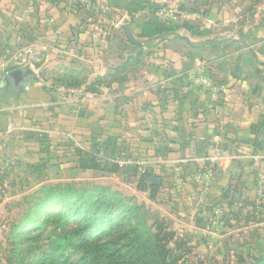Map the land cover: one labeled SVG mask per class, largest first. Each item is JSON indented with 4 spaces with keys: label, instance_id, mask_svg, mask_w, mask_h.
I'll return each instance as SVG.
<instances>
[{
    "label": "crops",
    "instance_id": "obj_1",
    "mask_svg": "<svg viewBox=\"0 0 264 264\" xmlns=\"http://www.w3.org/2000/svg\"><path fill=\"white\" fill-rule=\"evenodd\" d=\"M175 1L174 20L199 0ZM108 2L0 0V179H8L0 182V208L32 191L19 184L33 171L49 170L52 182L64 171L92 175L80 166L76 145L61 142L78 132L82 149L98 141L100 160L118 162L119 170L146 157L153 167L147 184L161 179L158 195L184 225L204 224L218 205L245 217L241 212L257 203L264 213L257 189L264 171V41L200 37L184 28L182 36L148 40L140 33L150 7L174 11V0H149L134 14L116 13ZM17 64L38 79L14 92L6 73ZM200 70L223 82L219 101L191 85L189 75ZM74 74L83 88L98 80L108 85L81 99L54 87ZM35 107L36 114L28 111Z\"/></svg>",
    "mask_w": 264,
    "mask_h": 264
},
{
    "label": "rangeland",
    "instance_id": "obj_2",
    "mask_svg": "<svg viewBox=\"0 0 264 264\" xmlns=\"http://www.w3.org/2000/svg\"><path fill=\"white\" fill-rule=\"evenodd\" d=\"M177 2L174 0L172 4L175 13V10L179 11ZM199 4L201 11L191 13L194 6L189 7L188 16L180 15L181 17L176 18L177 22L182 23L184 19H190L211 24L213 33L209 36L210 38L226 36L239 40L242 33L254 41H264V0H200ZM210 13L214 15V18L210 17ZM260 28L263 29V32L259 31ZM253 29L258 30L257 36L252 34ZM18 66L20 64L9 65L8 69L11 70ZM39 110L37 107L32 110L28 109L33 114ZM60 138L61 142L66 145L70 140L72 144L76 145L74 151L78 150L77 154L81 153V149L79 150L83 140L81 134L75 132L73 137L66 134L61 135ZM122 164V170L114 173L94 169L92 175L75 174L73 178H70V175L67 176L64 171L57 182L51 181L49 170H47V174L42 175L38 171H33L31 179L28 180L29 183L21 182L19 184L21 189L28 185L32 191L30 193L21 192L17 199L0 208V264H66L62 261H53V257L45 259L40 256V253H45L50 249V232L39 233V235L38 232L41 230L36 229L35 233L30 232L19 236L18 228L23 221L24 213L29 209L31 200L43 186L50 185H59L60 190L69 186L68 189L72 191L88 192V194L97 188H105V192L102 191L104 196L115 197L117 200L121 198L126 204L125 209H134L137 218L146 221L145 226L166 221L167 232H175L174 238L167 243L170 248V264H255L257 258H259L258 262L264 258V213L261 210L259 212L257 203L252 212L246 215L245 212H241L245 217H239V214H236L239 211L237 209L229 213L225 207L218 205L215 206L211 218L204 224L184 225L165 206L162 196L157 195L155 199H151V191L147 188H140L139 175L133 166L126 167L124 162ZM127 168H130L131 171ZM45 175L49 179L41 178L39 181V176L44 177ZM42 179L45 180L41 183ZM258 180L257 189L260 194H264V171L258 174ZM1 181L5 183L8 179H0ZM0 191L5 193L2 189ZM113 192L117 194H113ZM236 192L239 191L235 188L234 193ZM40 195L44 197L46 192L43 191ZM130 220H136V217L131 214L121 216L118 223L122 222L123 224L117 226L114 231L106 233V240L109 238L116 240L114 247L107 252L125 251L128 241L127 222ZM76 224L77 222H74L73 225ZM154 228L153 231L156 232ZM32 235L36 238L41 237V240L38 241L41 251L37 253L34 252L35 250L29 252L28 246H32V240L29 243H22V239ZM30 243L31 245H29ZM22 254L25 256L24 259H21Z\"/></svg>",
    "mask_w": 264,
    "mask_h": 264
},
{
    "label": "trees",
    "instance_id": "obj_3",
    "mask_svg": "<svg viewBox=\"0 0 264 264\" xmlns=\"http://www.w3.org/2000/svg\"><path fill=\"white\" fill-rule=\"evenodd\" d=\"M199 1L198 6L196 5L197 7L193 8L191 12L201 11ZM148 3L149 0H109L107 6L109 9H114L116 13L118 10H123L134 14L148 8ZM160 8L156 5L150 7L151 16L144 22L141 29L140 36L142 38L162 40L176 35L181 28H185L200 37H208L213 33L211 24L190 19H184L182 23H178L177 19H164L158 16ZM15 68H11V70ZM205 73L212 77L214 84L220 86L223 84L210 70H205ZM189 81L194 89L203 90L212 98L210 88L195 84L190 75ZM82 84L83 82L79 81L78 75L74 74L71 75L70 80L55 83L54 87L59 85L81 87ZM103 85H108V82L98 80L85 85L84 89L86 92L97 93ZM219 93L220 90L217 94L219 95ZM219 100L220 95L217 101ZM98 146H100V143L95 141L90 146V150L79 148L81 149L80 166L85 169L117 172L121 167L120 164L112 160H100ZM144 159L147 160L146 157ZM131 165L138 175L137 163ZM152 169L153 167L148 164L146 172L139 176V181L140 188L145 189L149 185L151 199H155L160 192L161 185L154 182L147 184V178L151 175ZM63 188L60 190L59 185H50L43 186L37 191L18 228L19 236L30 232L35 233L36 229L41 230L38 234L50 232V249L45 253H40L41 257L45 259L53 257V261H62L66 264H170V248H168L167 243L174 238L175 232H167L166 221L163 220L145 226L146 221L138 219L134 209H125L126 204L121 198L117 200L115 197L104 196L102 191L105 192V188H97L91 194L72 191L68 189L69 186ZM43 191L46 192L44 197L40 195ZM113 194L117 193L113 192ZM224 194L226 193L224 192ZM127 214L134 215L136 220L127 222L126 236L128 241L126 249L125 251H111L109 253L107 251L114 247L116 240L113 238L106 240V233L114 231L117 226H121L123 223H118V220L121 216ZM74 222H77V224L73 225ZM153 227H155L156 232L153 231ZM33 237L35 239H32ZM52 239L56 241L54 242ZM20 240H18V243H20ZM22 240V243L33 241L32 246H28L29 252L33 250H35V253L41 251L38 244L41 237L36 238L32 235ZM21 256V259L25 258L24 254ZM258 259H256L255 264L264 262V258L259 262Z\"/></svg>",
    "mask_w": 264,
    "mask_h": 264
},
{
    "label": "built area",
    "instance_id": "obj_4",
    "mask_svg": "<svg viewBox=\"0 0 264 264\" xmlns=\"http://www.w3.org/2000/svg\"><path fill=\"white\" fill-rule=\"evenodd\" d=\"M83 2L85 5L91 6L93 3V0H83ZM158 15H160L164 19H175V17H176L175 12L173 10L165 9V8L159 10ZM190 77L195 84L210 88L213 97L217 96V92L219 91L220 86L214 84L212 77L207 75L205 73V70L193 72L190 74ZM56 88L59 92L65 94V95L73 96V97L75 96V97H78L79 99L84 98L87 94V92L85 91V89L83 87L59 85ZM149 116H150L149 117L150 121H152V119L154 117L152 116V114H149ZM136 163L138 165V171H139L138 175L141 176L147 170V166L149 164L148 160H145V159L138 160V161H136Z\"/></svg>",
    "mask_w": 264,
    "mask_h": 264
},
{
    "label": "water",
    "instance_id": "obj_5",
    "mask_svg": "<svg viewBox=\"0 0 264 264\" xmlns=\"http://www.w3.org/2000/svg\"><path fill=\"white\" fill-rule=\"evenodd\" d=\"M125 28L128 31L131 40L135 42H140L134 37L131 29L127 24L125 25ZM176 35L182 36L181 33H176ZM31 78L38 79L35 75L34 70L27 65L15 68L6 73V82L8 84L9 90H12L14 92L22 91L24 87L31 85ZM84 113L85 111L81 110V115H83ZM160 181V178H153L154 183H160Z\"/></svg>",
    "mask_w": 264,
    "mask_h": 264
}]
</instances>
